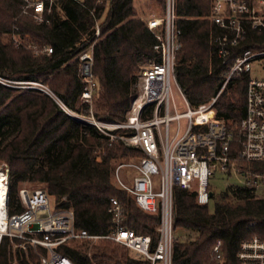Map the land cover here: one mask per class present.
Returning a JSON list of instances; mask_svg holds the SVG:
<instances>
[{
	"label": "trees",
	"instance_id": "trees-1",
	"mask_svg": "<svg viewBox=\"0 0 264 264\" xmlns=\"http://www.w3.org/2000/svg\"><path fill=\"white\" fill-rule=\"evenodd\" d=\"M137 0H58L43 23L24 14L21 0H0V78L11 82L48 85L71 112L122 124L127 121L137 94L140 68L135 49L150 53L157 40L135 9ZM163 11L166 0H155ZM258 1V0H253ZM264 2V0H261ZM209 0H176V27L181 31L177 55V79L193 108L210 103L225 81L228 67L246 50H264V33L248 28L227 64L218 57L216 38L221 30L209 19ZM101 37L94 47L93 74L98 83L93 106L82 101L86 83L79 76L77 56L93 43L96 24ZM21 45H16L13 37ZM45 47L51 54L42 53ZM248 74L232 79L218 97L215 110L230 131L245 115ZM127 135L126 130L109 132ZM241 144L234 143L237 157ZM139 150L120 137L112 139L97 127L76 120L49 95L38 90L21 91L0 83V164L10 173L9 212L24 208L19 196L25 183L44 185L57 209L73 210L75 226L92 236H107L116 229L108 210L112 198L124 209L123 226L159 241L160 216L139 208L135 199L117 186L113 177L123 159ZM246 181L213 194L210 205L200 206L195 191L174 188V248L172 264H240L238 251L244 240L264 239V196L255 181L264 182V162L235 160ZM232 176L231 172L229 174ZM223 244L221 258L214 253ZM5 238L0 264H40L46 251L28 246L14 250ZM109 240H72L59 252L75 264H150ZM125 249V250H124Z\"/></svg>",
	"mask_w": 264,
	"mask_h": 264
},
{
	"label": "built area",
	"instance_id": "built-area-1",
	"mask_svg": "<svg viewBox=\"0 0 264 264\" xmlns=\"http://www.w3.org/2000/svg\"><path fill=\"white\" fill-rule=\"evenodd\" d=\"M58 0H21L24 14H33L37 23H43L51 14ZM208 19L221 30L216 38L218 57L227 64L234 56L233 50L245 38L248 28L264 33V2L261 0H209ZM176 0H166L164 16H152L146 22L147 29L154 34L157 43L150 53L135 49L140 73L137 94L122 124H110L95 119L93 111L88 120L72 116L81 123L97 127L112 139H120L142 154L137 164L132 165L136 176L131 186H126L115 172V179L136 201L139 208L160 216L159 241L153 245L149 235H140L123 226L124 209L112 198L109 214L116 229L107 236H92L75 226L73 210L57 209L45 190L21 189L19 196L23 212L10 215L9 169L0 170L1 211L0 247L5 238L21 239L46 251L40 264H75L59 252V247L72 240H109L120 244L150 264H172L174 248V188L195 191L197 203H211L210 186L217 175L241 176L235 160L264 162V78H254L251 73L255 62L264 60V50H246L236 56L228 67L225 81L218 95L208 104L193 108L177 79V55L181 49L176 27ZM101 37L99 23L96 24V40L83 46L79 52V76L86 83L82 101L92 108L98 89L93 74L94 47ZM16 45H21L16 36ZM53 49L45 47L42 53L51 54ZM250 75L247 86L246 112L230 131L224 118L215 110L218 97L232 79ZM0 83L23 90H38L37 82H11L0 78ZM176 93L181 98L177 101ZM49 96H53L46 92ZM69 114V110L64 106ZM72 113V112H71ZM74 114V112H73ZM79 115V114H78ZM117 129L127 135L113 136L109 132ZM234 143L241 144L237 157L232 155ZM244 179V178H243ZM244 181H246L244 179ZM245 183V182H244ZM257 187L259 181H255ZM223 244L218 241L214 253L221 258ZM240 264H264V239L255 235L244 240L238 251Z\"/></svg>",
	"mask_w": 264,
	"mask_h": 264
},
{
	"label": "rangeland",
	"instance_id": "rangeland-1",
	"mask_svg": "<svg viewBox=\"0 0 264 264\" xmlns=\"http://www.w3.org/2000/svg\"><path fill=\"white\" fill-rule=\"evenodd\" d=\"M135 9L139 13L144 14L143 19L145 21L152 16H164V14H165V11H163L161 9V7L156 3L155 0H137L135 2ZM251 75L254 78H264V60H261V61L254 63L253 71H252ZM37 88L44 90L45 92L42 91L44 94H46V92H47V93L53 95L52 98L64 109L63 103L49 89L48 85L43 84V83H37ZM21 91H27V90L21 89ZM176 98H177V101H179L181 106H182L181 98H180L178 93H176ZM69 115L76 116V117L78 116L82 120H88L89 119L88 116L78 115L77 113L73 114V112L71 113V111H69ZM138 161H139V158L136 157L133 153H131L128 157L123 159V161H122L123 164L119 165L117 168V169H119L120 179L123 181V183L126 186H131L133 183V179L136 176V170L132 165L137 164ZM2 169H6L4 164H0V170H2ZM113 181L117 186L120 187L119 183L115 179V176L113 177ZM244 182L245 181L242 178V176L232 175L230 177H227V176H223L221 174H217L212 179V186L215 189V191L219 193V192L225 190L228 186H230L232 184H242ZM44 187L45 186L42 184L25 183L21 188L27 189L29 191H33V190H38V189L44 190ZM257 192H258V194L264 196V182L263 181L258 184ZM210 208H211V210L214 209V205L212 202H211ZM18 240H19V242H13L14 250H18V249L24 250L26 252V257L29 259V255H30L29 253L30 252L28 250V246H31L34 249V254L39 256L37 248H35L33 245L26 243L25 240H21V239H18ZM118 246L121 248H125L122 245H118ZM39 258H40V256H39ZM12 264H19V261L15 258L13 260ZM31 264H35V263H31Z\"/></svg>",
	"mask_w": 264,
	"mask_h": 264
},
{
	"label": "bare ground",
	"instance_id": "bare-ground-1",
	"mask_svg": "<svg viewBox=\"0 0 264 264\" xmlns=\"http://www.w3.org/2000/svg\"><path fill=\"white\" fill-rule=\"evenodd\" d=\"M1 178V176H0ZM0 187H2L1 183H0ZM1 206H2V202H1V189H0V211H1Z\"/></svg>",
	"mask_w": 264,
	"mask_h": 264
},
{
	"label": "water",
	"instance_id": "water-1",
	"mask_svg": "<svg viewBox=\"0 0 264 264\" xmlns=\"http://www.w3.org/2000/svg\"><path fill=\"white\" fill-rule=\"evenodd\" d=\"M210 196L212 197V196H213V194L211 193V194H210Z\"/></svg>",
	"mask_w": 264,
	"mask_h": 264
}]
</instances>
